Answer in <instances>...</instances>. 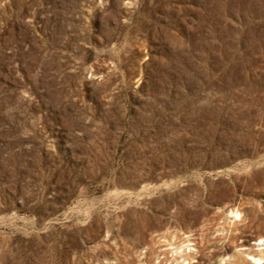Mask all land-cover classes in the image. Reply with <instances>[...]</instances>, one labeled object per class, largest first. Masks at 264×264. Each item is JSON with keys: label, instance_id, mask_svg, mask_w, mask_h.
<instances>
[{"label": "rangeland", "instance_id": "374dc122", "mask_svg": "<svg viewBox=\"0 0 264 264\" xmlns=\"http://www.w3.org/2000/svg\"><path fill=\"white\" fill-rule=\"evenodd\" d=\"M166 252L264 264V0H0V264Z\"/></svg>", "mask_w": 264, "mask_h": 264}, {"label": "built area", "instance_id": "2783aa9c", "mask_svg": "<svg viewBox=\"0 0 264 264\" xmlns=\"http://www.w3.org/2000/svg\"><path fill=\"white\" fill-rule=\"evenodd\" d=\"M171 248V246H169ZM171 249H169L170 251ZM185 250V247L183 248ZM176 262H179L180 264L185 262V258L182 256L175 257ZM134 264H173V260L170 257V254L166 252V256L160 257L158 260L155 259V257L152 258V260H144V259H138L136 258Z\"/></svg>", "mask_w": 264, "mask_h": 264}, {"label": "bare ground", "instance_id": "6f19581e", "mask_svg": "<svg viewBox=\"0 0 264 264\" xmlns=\"http://www.w3.org/2000/svg\"><path fill=\"white\" fill-rule=\"evenodd\" d=\"M256 257H253V259H255Z\"/></svg>", "mask_w": 264, "mask_h": 264}]
</instances>
